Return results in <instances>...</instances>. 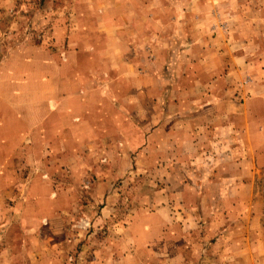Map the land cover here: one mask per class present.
I'll use <instances>...</instances> for the list:
<instances>
[{
  "label": "crops",
  "instance_id": "crops-1",
  "mask_svg": "<svg viewBox=\"0 0 264 264\" xmlns=\"http://www.w3.org/2000/svg\"><path fill=\"white\" fill-rule=\"evenodd\" d=\"M221 2L222 0L66 2L67 7L72 10L71 14L63 13L51 32L56 38V48L28 47L27 50L35 54L29 58L30 70L20 74L14 72L13 88L0 87L3 100L13 106L12 115L17 118L20 116L31 134L42 140L38 143H44L43 146L36 149L38 152L41 149L49 150L46 154L50 153V159L54 157L53 162H57L51 166H80L85 162L83 149H111L112 146L108 145L112 141L111 137L125 133L130 134L126 139L127 149L143 152L154 148L156 144L159 151L158 166L176 164L182 148L190 152L215 148L217 154L210 160L217 165V176L221 182H229L232 177H237L229 173V167L240 159L239 156L234 159L229 152L224 154L222 151H248L258 149V146L246 140L250 128L249 122L247 123L250 111L246 110V103H243L244 109L231 111L222 108V101L228 100H225V96H228L230 87L238 85L243 77L249 75L250 88L257 91L254 96L248 97L249 102L264 103V47L257 50L253 45L249 46V51L244 49V39L250 44L256 39L254 31L245 33V24L229 21L227 34L213 33L206 28L214 20L211 11L214 8L220 10ZM256 2L258 0H254L255 4ZM241 3L242 1H236L230 5L237 7V17L231 20L245 21L246 16H241ZM199 12L204 14L205 27L185 24L188 18L193 21L192 16L198 18ZM250 20L264 22V15L259 13ZM199 37L204 38L207 44L201 53L204 55L203 59L199 58V47L192 45ZM181 38L189 40V46L185 49L176 45ZM261 38H264L263 32ZM219 40L220 46H216L215 50L214 41ZM229 45L234 48L230 50ZM19 53L17 58L23 60L25 57L21 51ZM59 53H63L64 60L59 58ZM37 54H42V57ZM152 56L155 58L151 60ZM151 65L157 70H165L167 67L182 69L194 81L198 76L187 71L197 68L208 71L211 74L210 92L196 93L187 101V106L196 103L202 111L195 109L184 114L181 110L184 98L174 92L167 95V80L152 72L155 68ZM150 88H158L159 91L151 94ZM204 101L208 103L205 107L198 105ZM151 103L158 104L157 110H151ZM261 111L251 114L252 117L264 119V109ZM5 116L8 117L7 113ZM182 117L193 120L192 125L181 126L179 119ZM203 118L209 119V124L202 125ZM196 119L202 120L196 122ZM214 131L223 136L216 143L209 138ZM231 136L234 138L231 139ZM136 138H140L141 142ZM75 151L81 153L75 154ZM242 174V177H237L238 181L244 180L245 174ZM220 192L217 197L227 196L228 185L225 184ZM56 194L57 198L65 197L66 204L56 203L53 209L62 205L59 212L67 213L69 192ZM148 194L144 196L142 203L140 201V204L133 205V214L128 220L129 231L133 233V238L128 242L131 246L135 245L134 252L139 247L143 252L144 249L146 252L151 251L147 247H157L158 256L169 264L182 259V264H264V238L260 235L263 223L254 222V226L252 225L256 231L252 243H249L251 239L243 237L233 248L235 250L228 254H184L183 246L193 247L198 242L175 236L176 231H183V224L185 226V222H173L175 214L183 213L184 210L179 211L178 208L181 207L174 204L158 203L166 194L162 189ZM194 194L197 197L201 195L198 191ZM118 198L113 191L94 195V199L101 203L99 209L104 215L114 213V202ZM201 208L197 205L191 213H202ZM58 210H53V213L56 214ZM184 214L188 213L184 211ZM53 217L50 213L46 219L50 223V229ZM248 228H251L250 225ZM136 230L140 231L138 238L134 236ZM222 241L226 243L225 247L229 245V239ZM207 243L208 240L205 239L200 244Z\"/></svg>",
  "mask_w": 264,
  "mask_h": 264
},
{
  "label": "rangeland",
  "instance_id": "rangeland-1",
  "mask_svg": "<svg viewBox=\"0 0 264 264\" xmlns=\"http://www.w3.org/2000/svg\"><path fill=\"white\" fill-rule=\"evenodd\" d=\"M69 1L71 0H0V87L13 88L14 72L20 74L30 70L29 58L35 54H31L28 47L56 48V38L51 32L63 13L71 14L72 10L66 5ZM236 1H242L241 16H246L245 21L231 20L237 17V7L230 6ZM220 8L211 11L214 20L206 27L210 32L227 34L229 21L245 24V33L254 31L256 39L253 44L244 39V49L249 51V46L253 45L257 50L264 47V38H261L264 22L250 20L259 13L264 15V0H258L256 4L254 0H222ZM197 15L200 16H192V22L188 18L185 24L205 27L204 14L199 12ZM251 23L254 25L251 26ZM215 41L213 47L216 50V46H220V40ZM176 45L185 49L189 46V40L181 38ZM192 45L199 47V58L203 59L204 55L201 53L207 45L205 39L199 37ZM232 48L234 47L229 45V49ZM20 51L25 57L23 60L17 58ZM37 56L42 57V54ZM63 57V53H59V58L64 60ZM153 58L155 56L151 60ZM151 67L155 68L154 65ZM152 72L167 80V95L176 93L184 98L181 106L184 114L195 109L202 111L196 103L187 106V101L196 93L210 92L211 74L208 71L201 68L187 71L198 76L196 81L191 80L179 68H155ZM249 84L250 77L246 75L238 85L230 87L228 96H225V100H228L222 101V108L242 110L243 103H246L245 108L250 111L247 120L250 128L246 140L257 145L258 149L223 150L222 153L229 152L234 159L238 156L240 159L229 167V173L237 177L245 174L243 181L232 177L229 182L224 183L217 176V165L210 160L217 154L215 148L195 152L182 148L176 164L158 166L157 145L143 152L127 149L126 139L130 134L125 133L111 137L112 141L108 143L112 146L111 149H83L85 162L80 166H51L57 163L53 162L54 157L50 159V153L46 154L49 150L41 149L38 152L36 147L43 146L44 143H38L42 140L31 134L20 116L17 118L12 115L13 106L4 102L3 93L0 92V264H169L158 256L157 247H147L151 250L149 252L145 249L143 252L139 247L134 252L135 245L131 246L128 242L133 238L128 222L133 214L131 208L140 204V201L142 203L148 193L160 189L166 194L158 203L174 204L181 207L178 208L179 211L182 209L188 213L184 214L183 211L175 214L173 222H185L183 231H176L175 236L198 240L196 246H183L184 254L220 255L233 252V248L243 237L251 239L249 243L253 242L256 236L252 227L254 222L263 223L260 235L264 238V119L251 115L262 112L264 103L249 102L248 97L257 93L252 91ZM158 91V88H150L149 92L156 94ZM207 104L204 101L198 105L205 107ZM157 107V103H151V110H157ZM166 108L168 109V104ZM183 118L179 119L181 126L192 125L193 120ZM203 119L202 125L209 124V119ZM201 120L196 119V122ZM214 132L209 138L216 143L223 136ZM136 140L141 142L140 138ZM225 184L229 187V194L217 197ZM194 190L201 194L200 197L194 194ZM66 191L70 196L69 211L63 214L58 210L62 205L57 209L53 208L56 203L60 205L64 202L65 206L66 198H57L56 193ZM108 191L115 192L119 198L115 199L114 213L104 215L99 209L101 203L94 199V195ZM197 205L202 207L203 212L191 213ZM53 210L58 211L54 214ZM50 213L54 216L51 229L50 223L46 221ZM134 236L138 238L140 231L136 230ZM205 239L208 243L201 245V241ZM222 239H229V245L225 247L226 243ZM182 260L171 264H182Z\"/></svg>",
  "mask_w": 264,
  "mask_h": 264
}]
</instances>
